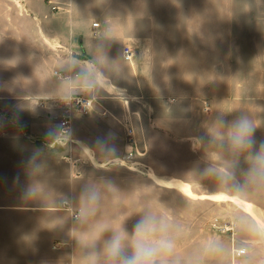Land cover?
<instances>
[{
	"label": "crops",
	"instance_id": "crops-1",
	"mask_svg": "<svg viewBox=\"0 0 264 264\" xmlns=\"http://www.w3.org/2000/svg\"><path fill=\"white\" fill-rule=\"evenodd\" d=\"M259 22L264 0H0V264H82L78 242L129 216L131 230L145 208L176 228L180 218L188 229L208 220L206 208L189 204L195 195L217 201L199 171L223 158L214 146L193 150L189 138L212 132L217 111L236 110L228 118L251 114L256 139H264V61L253 39L264 35ZM239 35L251 39L238 44ZM212 37L231 38L217 60ZM68 62H96L104 75L94 93L82 94L94 107L74 113L72 141L47 142L60 125ZM101 137L114 152L86 150ZM36 149L42 171L34 179L44 194L28 203L25 165ZM84 184L106 191L97 215L70 232L75 209L59 211L55 201L75 198ZM179 200L188 207L182 212ZM241 204L264 222L261 205ZM223 233L216 236L234 235ZM211 237L183 235L178 252Z\"/></svg>",
	"mask_w": 264,
	"mask_h": 264
},
{
	"label": "clouds",
	"instance_id": "clouds-1",
	"mask_svg": "<svg viewBox=\"0 0 264 264\" xmlns=\"http://www.w3.org/2000/svg\"><path fill=\"white\" fill-rule=\"evenodd\" d=\"M98 48L103 53V45ZM61 71L67 80L62 100L66 106L76 96L94 93L98 79L104 75L96 62L87 67L68 62ZM232 112L217 111L209 122L212 132L206 130L204 135L189 139L193 150L214 146L222 154V164H209L199 175L202 183H214L217 202L232 203L233 237L213 236L181 254L178 252L180 231L168 217L145 208L137 213L138 219L131 230L125 226L129 216L118 229L106 228L84 245L78 242L82 264H264V222H258L240 206L244 200L264 199V139H256L260 125L251 114L241 112L229 119ZM71 134L64 125H56L47 131L46 139L54 142ZM85 148L88 151L98 149L101 154L115 151L102 137ZM41 155L42 150L36 149L25 165L29 182L21 196L28 203L42 202V186L34 179L42 171ZM108 187L114 192L120 191L114 184ZM104 191L106 189L98 184H84L75 198L55 201L59 211L75 209L74 227L70 232L77 230L75 225H81L83 230L97 215Z\"/></svg>",
	"mask_w": 264,
	"mask_h": 264
},
{
	"label": "rangeland",
	"instance_id": "rangeland-1",
	"mask_svg": "<svg viewBox=\"0 0 264 264\" xmlns=\"http://www.w3.org/2000/svg\"><path fill=\"white\" fill-rule=\"evenodd\" d=\"M239 26L242 24V28L245 29L246 22H238ZM258 30L259 32H264V22H259L258 23ZM249 28V26L247 27ZM231 38H220V37H212L211 38V44H212V57H214L216 60L218 59V53L215 52L217 50H220L224 48L226 42ZM236 42L238 44L243 43L245 45L246 43L249 42L251 39L250 37H247L245 35L238 36V38H235ZM254 42L255 44H258V50H259V62L264 61V35H259L258 37H254ZM229 42V41H228ZM227 50V49H226ZM133 133V132H132ZM201 183V182H200ZM205 185L207 188L213 187L216 189V186L214 185L213 182L207 181L205 182ZM199 190L200 191H206L207 189L204 188V186L199 185ZM193 201L190 202L189 208H206L204 211L207 213H210V217L208 220L198 222L199 226L198 227H190L188 229L185 225L186 222L185 219L180 218L179 220V228H176L174 225V228L178 229L181 233V236L183 235H190V236H216V235H223V230L226 231V233H230V235H233V224H232V217H231V211L233 208L232 203H224L221 204L217 201H214L213 199H207L205 197H199L195 195ZM252 203H258L261 205V207L264 209V199H255L252 198L250 200H246ZM171 202L174 204V200L170 197H164V207L166 205V208H170ZM242 207V204H240ZM178 208H180V212H182L183 209L188 208L187 204L184 203L183 201L179 200L178 201ZM198 210L196 209V212ZM199 215H202L201 210L198 211ZM181 214V213H180ZM181 216V215H180ZM202 220V219H201ZM225 233V234H226Z\"/></svg>",
	"mask_w": 264,
	"mask_h": 264
},
{
	"label": "built area",
	"instance_id": "built-area-1",
	"mask_svg": "<svg viewBox=\"0 0 264 264\" xmlns=\"http://www.w3.org/2000/svg\"><path fill=\"white\" fill-rule=\"evenodd\" d=\"M96 27L97 24H94ZM126 58H130L131 52L128 48H126L124 52ZM94 107V101L93 99L87 98L83 95H79L73 98L70 105H65L63 103L62 112L60 115V125H64L66 129L70 130L71 123L74 117L75 112L80 113H88L90 112ZM60 141H72L70 136L62 137L61 139H58ZM133 141V133L130 131L128 133V142L131 144Z\"/></svg>",
	"mask_w": 264,
	"mask_h": 264
},
{
	"label": "bare ground",
	"instance_id": "bare-ground-1",
	"mask_svg": "<svg viewBox=\"0 0 264 264\" xmlns=\"http://www.w3.org/2000/svg\"><path fill=\"white\" fill-rule=\"evenodd\" d=\"M252 206H253V205H252ZM246 209L249 210V211H251V208H249V206H247ZM244 210H245V209H244ZM254 210H255V209H254ZM254 210H253V211H254ZM249 211H247V212H249ZM255 212H256V211H255ZM255 212H254V213H255ZM255 214H256V213H255ZM255 214H254V215H255ZM256 217H258V216H256ZM257 219H258V218H257Z\"/></svg>",
	"mask_w": 264,
	"mask_h": 264
}]
</instances>
